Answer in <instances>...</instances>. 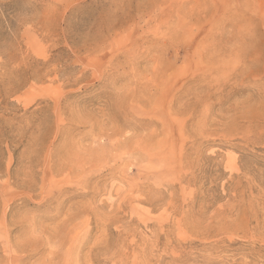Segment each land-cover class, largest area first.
Returning a JSON list of instances; mask_svg holds the SVG:
<instances>
[{"label": "rangeland", "instance_id": "obj_1", "mask_svg": "<svg viewBox=\"0 0 264 264\" xmlns=\"http://www.w3.org/2000/svg\"><path fill=\"white\" fill-rule=\"evenodd\" d=\"M0 264H264V0H0Z\"/></svg>", "mask_w": 264, "mask_h": 264}]
</instances>
